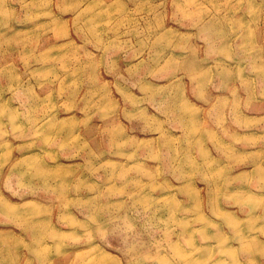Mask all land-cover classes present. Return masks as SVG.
I'll use <instances>...</instances> for the list:
<instances>
[{"label":"clouds","instance_id":"9594fccd","mask_svg":"<svg viewBox=\"0 0 264 264\" xmlns=\"http://www.w3.org/2000/svg\"><path fill=\"white\" fill-rule=\"evenodd\" d=\"M261 16L0 0V264H264Z\"/></svg>","mask_w":264,"mask_h":264},{"label":"rangeland","instance_id":"374dc122","mask_svg":"<svg viewBox=\"0 0 264 264\" xmlns=\"http://www.w3.org/2000/svg\"><path fill=\"white\" fill-rule=\"evenodd\" d=\"M257 2L259 3L260 0H257ZM247 19L248 18L245 17V20H247ZM13 27H16V26L14 25ZM254 27L256 28L255 41L258 45L264 47V16H261L258 19V22L256 25H254ZM0 31H3V30L0 29ZM260 103L262 105H264V101H261ZM142 242L145 244L146 247H150L151 242L147 236L142 237ZM101 247L103 248V245H101ZM105 251H111V250L105 249ZM113 255H119V253H113ZM102 264H103V262H102Z\"/></svg>","mask_w":264,"mask_h":264}]
</instances>
